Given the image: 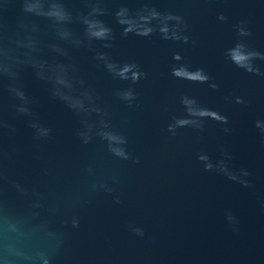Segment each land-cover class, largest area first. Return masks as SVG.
<instances>
[{"label": "water", "instance_id": "water-1", "mask_svg": "<svg viewBox=\"0 0 264 264\" xmlns=\"http://www.w3.org/2000/svg\"><path fill=\"white\" fill-rule=\"evenodd\" d=\"M0 264H264V0H0Z\"/></svg>", "mask_w": 264, "mask_h": 264}, {"label": "clouds", "instance_id": "clouds-1", "mask_svg": "<svg viewBox=\"0 0 264 264\" xmlns=\"http://www.w3.org/2000/svg\"><path fill=\"white\" fill-rule=\"evenodd\" d=\"M25 10H30V9H29V8H26ZM106 31H107L106 29H101V30H99V31L93 32L92 35H93V36H96V37H102V36L105 35V32H106ZM234 59H238V58L234 57ZM128 71H130V67H125V68L123 69V71L120 72V75H121L122 77H124V78H127V77L125 76V73H127ZM175 74H176V75H180V72L177 71ZM137 78H138V73L133 72V74H132V79H133V81H135ZM199 78H200L201 80L206 79V77H203V76H201V77H199ZM125 98H131V94H130V93H126V94H125ZM45 131H46V130H45Z\"/></svg>", "mask_w": 264, "mask_h": 264}, {"label": "snow or ice", "instance_id": "snow-or-ice-1", "mask_svg": "<svg viewBox=\"0 0 264 264\" xmlns=\"http://www.w3.org/2000/svg\"><path fill=\"white\" fill-rule=\"evenodd\" d=\"M238 59H240V57H237Z\"/></svg>", "mask_w": 264, "mask_h": 264}]
</instances>
